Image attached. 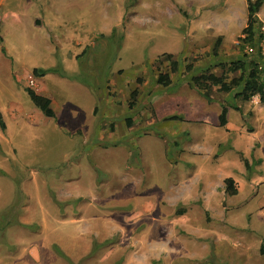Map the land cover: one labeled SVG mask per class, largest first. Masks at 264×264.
<instances>
[{
  "label": "rangeland",
  "instance_id": "1",
  "mask_svg": "<svg viewBox=\"0 0 264 264\" xmlns=\"http://www.w3.org/2000/svg\"><path fill=\"white\" fill-rule=\"evenodd\" d=\"M247 1H7L40 14L1 30L0 264H264V104L191 80L260 53Z\"/></svg>",
  "mask_w": 264,
  "mask_h": 264
},
{
  "label": "trees",
  "instance_id": "2",
  "mask_svg": "<svg viewBox=\"0 0 264 264\" xmlns=\"http://www.w3.org/2000/svg\"><path fill=\"white\" fill-rule=\"evenodd\" d=\"M264 5V0H248L246 13V27L243 30V35L245 38L244 42L251 46H254L257 37L256 33V15ZM255 56V55H254ZM166 60L170 62L172 70L175 71L177 68V62L173 60V56L168 54L164 55ZM262 64L261 53H257L255 57L248 60H237L229 63L227 67L228 72H239V76L227 81L226 76H216L212 73L206 71L204 74L198 77H192V83L194 86L202 87L206 90L202 93V96L207 100L210 98V87H217L223 93H230L234 90V99H239L242 102H250L254 97H257L260 104H264V77L262 71L259 69ZM221 65V64H220ZM187 71H192V67L188 65ZM47 71L34 69L33 76L41 77L46 74ZM158 82L164 87L170 85V77L168 74H160L158 77ZM239 89V90H238ZM26 93L30 97L33 104L39 108V110L48 118H53L54 113L51 109V102L49 99L35 94L33 91L26 89ZM137 91L134 90L130 95V102L128 104L129 109H133L136 104ZM226 109L221 111L219 116V125L224 127L226 125ZM171 119H176V117H171ZM5 124L0 113V130H5ZM225 193L229 196L236 195V189L234 187V181L231 178L224 180Z\"/></svg>",
  "mask_w": 264,
  "mask_h": 264
},
{
  "label": "crops",
  "instance_id": "3",
  "mask_svg": "<svg viewBox=\"0 0 264 264\" xmlns=\"http://www.w3.org/2000/svg\"><path fill=\"white\" fill-rule=\"evenodd\" d=\"M8 0H0V43L3 41V31L4 33L13 35L16 38H27L26 34L27 27L31 23L33 17H38L40 11L33 6L31 3L28 5L20 4V8L11 7L7 3ZM46 13V18H49L48 11L44 10ZM43 19V16H39ZM37 23V22H36ZM36 27L35 22L32 24ZM4 50L3 48H1ZM3 54V53H2ZM4 55V54H3Z\"/></svg>",
  "mask_w": 264,
  "mask_h": 264
},
{
  "label": "built area",
  "instance_id": "4",
  "mask_svg": "<svg viewBox=\"0 0 264 264\" xmlns=\"http://www.w3.org/2000/svg\"><path fill=\"white\" fill-rule=\"evenodd\" d=\"M260 53L262 57V64L260 65V70L262 71L263 77H264V33L262 35L261 43H260ZM30 86H34V81L30 78L29 82Z\"/></svg>",
  "mask_w": 264,
  "mask_h": 264
}]
</instances>
